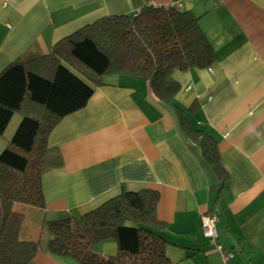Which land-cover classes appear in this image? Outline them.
<instances>
[{"label": "crops", "instance_id": "1", "mask_svg": "<svg viewBox=\"0 0 264 264\" xmlns=\"http://www.w3.org/2000/svg\"><path fill=\"white\" fill-rule=\"evenodd\" d=\"M179 4L198 18L214 62L178 75L182 88L171 105L128 77L90 84L85 106L49 136L62 166L41 179L44 218L77 219L121 192L151 190L171 264H222L202 236L204 214L216 217L217 244L233 254L231 264H264V0H222L216 8L213 0H0V73L27 53L49 55L104 17ZM179 114L215 140L222 177L182 132ZM13 117L0 154L22 124L12 125ZM93 251L112 256L117 245L110 239ZM29 264L77 262L38 251Z\"/></svg>", "mask_w": 264, "mask_h": 264}, {"label": "trees", "instance_id": "2", "mask_svg": "<svg viewBox=\"0 0 264 264\" xmlns=\"http://www.w3.org/2000/svg\"><path fill=\"white\" fill-rule=\"evenodd\" d=\"M214 62L199 20L189 11L143 7L133 16H107L58 41L46 56L27 53L0 73V137L14 115L23 117L0 154V264H29L38 251L77 264H171L151 190L121 192L77 219L46 221L42 177L62 166L48 145L63 117L83 108L107 75L146 82L171 105L182 88L178 75ZM73 70L77 75L73 74ZM182 132L222 177L216 142L179 114ZM208 215V214H207ZM39 233L37 242L33 240ZM114 240L112 256L96 254Z\"/></svg>", "mask_w": 264, "mask_h": 264}, {"label": "built area", "instance_id": "3", "mask_svg": "<svg viewBox=\"0 0 264 264\" xmlns=\"http://www.w3.org/2000/svg\"><path fill=\"white\" fill-rule=\"evenodd\" d=\"M192 1V0H186ZM214 8L219 7L222 4V0H213ZM183 5L179 4L176 9L181 10ZM216 217L214 215L204 214L200 217V229L202 236L207 240L215 249L217 254L220 256L222 264H231L233 259V254L230 252H225L221 245L217 244V230H216Z\"/></svg>", "mask_w": 264, "mask_h": 264}, {"label": "rangeland", "instance_id": "4", "mask_svg": "<svg viewBox=\"0 0 264 264\" xmlns=\"http://www.w3.org/2000/svg\"><path fill=\"white\" fill-rule=\"evenodd\" d=\"M22 119H23L22 116H20V115H15V116L13 117L12 121H11V124L13 125V123H14L15 121H19V120H22ZM11 124H10V125H11Z\"/></svg>", "mask_w": 264, "mask_h": 264}]
</instances>
